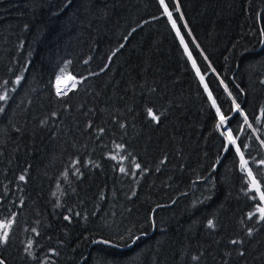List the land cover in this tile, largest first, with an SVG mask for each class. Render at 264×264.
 Masks as SVG:
<instances>
[{
    "label": "trees",
    "instance_id": "1",
    "mask_svg": "<svg viewBox=\"0 0 264 264\" xmlns=\"http://www.w3.org/2000/svg\"><path fill=\"white\" fill-rule=\"evenodd\" d=\"M164 5L0 0L4 264H264V0Z\"/></svg>",
    "mask_w": 264,
    "mask_h": 264
},
{
    "label": "snow or ice",
    "instance_id": "2",
    "mask_svg": "<svg viewBox=\"0 0 264 264\" xmlns=\"http://www.w3.org/2000/svg\"><path fill=\"white\" fill-rule=\"evenodd\" d=\"M160 3H161L162 5H164V0H160ZM164 7H165V11L167 12V5H164ZM177 10H178V9H177ZM168 17H169V20H172V14H171L170 12H168ZM172 25H173V27H176L175 20H172ZM185 27H186V25H185ZM177 35H179V30H177ZM183 42H184V41H183V37H181V43H183ZM121 47H123V45H121ZM185 51H186V52L188 51V49H187V45H185ZM188 55H189V58L191 59V53H190V52L188 53ZM205 59H207V58L205 57ZM193 67H196V65H195V61H193ZM213 71H215V70H213ZM197 74L199 75V69H198V68H197ZM20 78H21V77H17V81H16L17 83H19ZM59 79H60V78L57 77V81H59ZM200 80H201V82L203 83V81H204V77L201 76V77H200ZM221 82H223V81H221ZM261 83H264V80H262ZM204 86H205V90H207V87H208L207 84H205ZM225 90L227 91V86H225ZM56 94H57L58 96L62 94V93H61V89H60L59 87L57 88ZM65 94H66V93H65ZM228 94H229V96L232 95L231 92H229ZM208 96H209V99L212 101V106H213V107H216V101H215V99L212 98V94H211V92H208ZM6 99H7V94H6V93H5V95L0 96V100H6ZM233 103L235 104V110H236V111H241V109H240V105H239V104H236L235 101H233ZM0 111H3V109H0ZM216 112H217V115L219 116V123L216 125V128H217V129L224 128V131L221 132V135H222V136H226L227 141H228V144H230V145H236V141H237L238 137H234V136L232 135V131H231L230 129L225 128V124H226V121H227L228 117H226L223 113H221V110L219 109V107H216ZM261 112H262V114H264V109H261ZM148 114L152 117V119H153L154 121H159V116L154 115V114H153V110H152L151 108L148 109ZM241 114H243V113H241ZM244 122H245V123L248 122V117H247L246 115L244 116ZM121 127H123V125H121ZM249 127H251V125H249ZM261 143L264 144V141H261ZM117 147H119V145H118ZM244 147L246 148L247 145L245 144ZM236 152L240 154L241 161H242V167L246 166V165H247V161H245V160L243 159L244 154H243V152L241 151V149H240L239 146L236 147ZM260 163H261V164H264V159H262V160L260 161ZM136 167L139 168L140 165L137 164ZM121 171H124V169H121ZM248 175H249L250 177L252 176L251 170H249ZM19 179H20V180H24L25 177H24L23 175H21V176L19 177ZM253 182H254V184H255V181H253ZM255 186H256V190H257V192H260L259 185L257 184V185H255ZM259 200H260L261 202H264V192H260ZM257 211H258V213L260 214V215H259V220H260L261 222H264V207H259V206H258V207H257ZM251 215H252V214H249L250 217H251ZM67 218H68V217H65V219H67ZM152 224H153V227H155V220H154V219H153V221H152ZM208 227H209V228H214V227H215L213 221H211V220L208 221ZM248 234H249V235L252 234V230H251V229L248 230ZM129 235L131 236V233H129ZM142 235H146V233H142ZM7 239H8V233H7V232H4L3 235H0V244L6 243V242H7ZM121 239H124V237H121ZM140 239H141V236H135V237L132 239V244H135V243H136L138 240H140ZM98 243L105 244V245H110V246H112V247H117V245H113L112 242H111L110 240H101V241H98ZM231 243H232L233 245H236V244L242 243V241L232 240ZM127 246L130 247L131 245H127ZM240 255L242 256V255H244V253L241 252ZM193 259H197V257H193ZM0 264H4V261L0 260Z\"/></svg>",
    "mask_w": 264,
    "mask_h": 264
},
{
    "label": "rangeland",
    "instance_id": "3",
    "mask_svg": "<svg viewBox=\"0 0 264 264\" xmlns=\"http://www.w3.org/2000/svg\"><path fill=\"white\" fill-rule=\"evenodd\" d=\"M188 49V48H187ZM188 53H189V50L187 51ZM66 76V75H65ZM61 77H63V76H61ZM63 81L62 80H60L59 82L57 81L56 82V84L58 83V87L61 89V91L63 90V88H64V86H65V84L64 83H62ZM62 85H61V84ZM244 169L247 171V172H249V169H248V167L247 166H244ZM251 179L253 180L254 178H253V176H251ZM260 193V192H259ZM261 207H264V206H261ZM7 226H8V222H0V231H3V230H6L7 229Z\"/></svg>",
    "mask_w": 264,
    "mask_h": 264
},
{
    "label": "water",
    "instance_id": "4",
    "mask_svg": "<svg viewBox=\"0 0 264 264\" xmlns=\"http://www.w3.org/2000/svg\"><path fill=\"white\" fill-rule=\"evenodd\" d=\"M132 246L128 247V248H131Z\"/></svg>",
    "mask_w": 264,
    "mask_h": 264
},
{
    "label": "bare ground",
    "instance_id": "5",
    "mask_svg": "<svg viewBox=\"0 0 264 264\" xmlns=\"http://www.w3.org/2000/svg\"><path fill=\"white\" fill-rule=\"evenodd\" d=\"M62 83H64V82H62ZM61 84V83H60ZM62 85V84H61Z\"/></svg>",
    "mask_w": 264,
    "mask_h": 264
}]
</instances>
